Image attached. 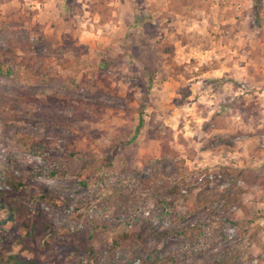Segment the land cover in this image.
I'll return each mask as SVG.
<instances>
[{
    "label": "rangeland",
    "instance_id": "374dc122",
    "mask_svg": "<svg viewBox=\"0 0 264 264\" xmlns=\"http://www.w3.org/2000/svg\"><path fill=\"white\" fill-rule=\"evenodd\" d=\"M0 66V264H264V0H0Z\"/></svg>",
    "mask_w": 264,
    "mask_h": 264
},
{
    "label": "trees",
    "instance_id": "16d2710c",
    "mask_svg": "<svg viewBox=\"0 0 264 264\" xmlns=\"http://www.w3.org/2000/svg\"><path fill=\"white\" fill-rule=\"evenodd\" d=\"M256 1H258V0H255V2ZM3 69H4V67L0 66V72L3 71ZM7 184L9 186L10 190L6 191L5 195H13L22 189L28 188V185L26 183L20 182L16 179H12V178H7ZM30 188L32 191L31 198L33 200H35L37 202L41 201L44 204L51 206V207H58L59 201L55 197H53L51 193H49V192L42 193V189L37 185H32V186H30ZM2 209H3V207L0 206V211ZM10 226H11L10 222L0 219L1 231L6 232L8 229H10ZM123 237H125V234H123ZM130 238L140 239L141 237L139 235H137V236L131 235ZM7 262H8V264H16L15 259H13L12 257L9 258V260ZM18 264H23V263H18Z\"/></svg>",
    "mask_w": 264,
    "mask_h": 264
}]
</instances>
